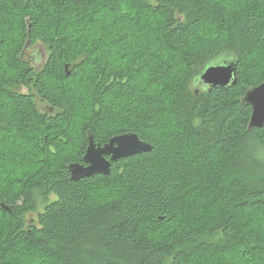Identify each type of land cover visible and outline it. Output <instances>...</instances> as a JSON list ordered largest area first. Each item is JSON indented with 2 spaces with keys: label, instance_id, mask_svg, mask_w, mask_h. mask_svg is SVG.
<instances>
[{
  "label": "trees",
  "instance_id": "obj_1",
  "mask_svg": "<svg viewBox=\"0 0 264 264\" xmlns=\"http://www.w3.org/2000/svg\"><path fill=\"white\" fill-rule=\"evenodd\" d=\"M263 83L264 0H0V264H264ZM123 134L152 151L71 180Z\"/></svg>",
  "mask_w": 264,
  "mask_h": 264
},
{
  "label": "water",
  "instance_id": "obj_2",
  "mask_svg": "<svg viewBox=\"0 0 264 264\" xmlns=\"http://www.w3.org/2000/svg\"><path fill=\"white\" fill-rule=\"evenodd\" d=\"M198 88L216 89L234 86L238 83L237 63L224 60L223 64L211 65L197 79ZM244 103L252 108L250 131L264 126V83L250 89ZM152 146L140 140L137 134H123L114 137L104 146L97 145L90 137L83 164H71V180L81 181L95 175L111 174L112 163H117L136 155L149 153Z\"/></svg>",
  "mask_w": 264,
  "mask_h": 264
},
{
  "label": "rangeland",
  "instance_id": "obj_3",
  "mask_svg": "<svg viewBox=\"0 0 264 264\" xmlns=\"http://www.w3.org/2000/svg\"><path fill=\"white\" fill-rule=\"evenodd\" d=\"M224 63V59H216L212 62H210L211 65H220ZM32 217L36 218V215L34 214V216L32 215ZM31 217H29L30 219Z\"/></svg>",
  "mask_w": 264,
  "mask_h": 264
}]
</instances>
